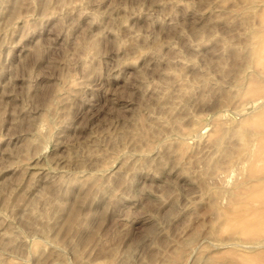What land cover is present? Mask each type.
Here are the masks:
<instances>
[{
  "label": "rangeland",
  "instance_id": "rangeland-1",
  "mask_svg": "<svg viewBox=\"0 0 264 264\" xmlns=\"http://www.w3.org/2000/svg\"><path fill=\"white\" fill-rule=\"evenodd\" d=\"M262 40L264 0H0V264L263 257L218 214L264 174Z\"/></svg>",
  "mask_w": 264,
  "mask_h": 264
},
{
  "label": "bare ground",
  "instance_id": "bare-ground-1",
  "mask_svg": "<svg viewBox=\"0 0 264 264\" xmlns=\"http://www.w3.org/2000/svg\"><path fill=\"white\" fill-rule=\"evenodd\" d=\"M15 1H17V0H15ZM245 1H247L248 2V0H245ZM253 1V0H252ZM249 4H251V3H249ZM47 5V4H46ZM239 13V12H238ZM252 16V15H251ZM246 20V19H245ZM244 21V20H243ZM247 21V20H246ZM247 23V22H246ZM250 26V25H249ZM249 31V30H248ZM259 34V33H258ZM249 35V34H248ZM251 37V36H250ZM262 38V37H261ZM252 42V41H251ZM262 42V44L264 43V40H262L261 41ZM249 44V43H248ZM260 44V43H259ZM260 45V47H259V45H258V50H260V52H262L263 50V48H261V47H263V45ZM85 45H86V43H85ZM89 46H91V44L89 45ZM92 47V46H91ZM94 48V47H93ZM85 49V48H84ZM251 49V48H250ZM85 52V51H84ZM257 50H255V49H252L251 50V53H252V58L254 59V60H258L259 61V55L257 54ZM259 52V53H260ZM262 56L264 57V54H262ZM263 59V58H262ZM262 62L264 63V59L262 60ZM249 64V63H248ZM254 64V63H253ZM255 68H257V67H255ZM245 71V70H244ZM264 72V71H263ZM177 76V75H176ZM239 76V75H238ZM178 77V76H177ZM255 77V76H254ZM256 80V79H255ZM252 83V82H251ZM254 83V82H253ZM243 84V83H242ZM256 84V83H255ZM177 85V84H176ZM221 86V85H220ZM250 86V85H249ZM253 86V85H252ZM257 87V86H256ZM257 89V88H256ZM248 91V90H247ZM257 92H260V91H258V89H257ZM256 90L254 89V87L253 88H250V90H249V93H251L250 94V96H251V99L253 98H256ZM244 93H246V92H244ZM248 94V93H247ZM246 94V95H247ZM257 94H259V93H257ZM261 94V93H260ZM260 94H259V96H260ZM239 95V94H238ZM245 95V94H244ZM253 95V96H252ZM54 96V95H53ZM58 96H60V95H58ZM46 97V96H45ZM242 97H243V95H242ZM54 98H56V97H54ZM61 98V97H60ZM58 99V98H57ZM245 99V98H244ZM250 99V100H251ZM229 100V99H228ZM256 100V99H255ZM55 101V100H54ZM51 102V101H50ZM52 102H53V99H52ZM56 102H57V100H56ZM56 102H54L55 104L54 105H56ZM226 103V102H225ZM256 103V102H255ZM49 104H51V103H49ZM48 105V104H47ZM48 107V106H47ZM50 108H56V106L55 107H50ZM50 108H49V110H50ZM47 109V108H46ZM48 110V109H47ZM46 110V112L45 113H47V112H49V111H47ZM52 110V109H51ZM51 110H50V112H51ZM56 110V109H55ZM54 110V111H55ZM49 112V113H50ZM52 113H53V110H52ZM50 116H51V114H50ZM136 117V116H135ZM253 117H255V116H253ZM252 118V117H251ZM45 120V119H44ZM252 121H253V119H252ZM252 121H249V122H252ZM253 123H254V121H253ZM142 124V123H141ZM246 124V123H245ZM247 125V124H246ZM141 127V126H140ZM161 129V128H160ZM263 129V128H262ZM42 130V129H41ZM134 130H136V129H134ZM169 131H170V129H169ZM247 131V130H246ZM142 132V131H141ZM256 132V131H255ZM254 132V133H255ZM262 132V131H261ZM143 133V132H142ZM144 133H145V131H144ZM257 133H258V131L255 133V134H253L252 133V135L254 136H256L257 135ZM61 134V133H60ZM164 134V133H163ZM259 134V133H258ZM50 135V134H49ZM147 135V134H146ZM182 135V134H181ZM190 135V134H189ZM217 135V134H216ZM260 135V134H259ZM144 137H146V136H144ZM173 137V136H172ZM245 137V136H244ZM251 137V136H250ZM39 138H41V136L39 137ZM48 138H49V136H48ZM47 138V139H48ZM147 138V137H146ZM182 138V137H181ZM245 138H247V137H245ZM256 138V137H255ZM150 139V138H149ZM152 139V138H151ZM157 139V138H156ZM160 139V138H159ZM185 139V138H184ZM189 139V138H188ZM37 140V139H36ZM46 140V139H45ZM219 140V139H218ZM217 140V141H218ZM256 140V139H255ZM41 141H43L44 142V139H41ZM141 141V140H140ZM172 142V141H171ZM245 142H246V140H245ZM40 143V142H39ZM38 143V144H39ZM157 143V142H156ZM163 143V142H162ZM182 142H180V148H182V146L181 145H183V143L181 144ZM254 143V142H253ZM261 143V142H260ZM140 144V143H139ZM142 144H143V142H142ZM153 144V143H152ZM151 144V145H152ZM165 144H166V142H165ZM170 144V143H169ZM246 144V143H245ZM248 144V143H247ZM155 145V144H154ZM36 146V145H35ZM43 146V145H42ZM179 146V145H178ZM184 146V145H183ZM250 146V145H249ZM40 147L41 146H39V149H40ZM150 147V146H149ZM156 147V146H155ZM160 147V146H159ZM38 148V147H37ZM153 148V147H152ZM180 148H178V149H180ZM185 148V147H184ZM251 148V147H250ZM141 149V148H140ZM154 150H155V148H153ZM188 149V148H187ZM30 150V149H29ZM35 150H37V149H35ZM145 150V149H144ZM147 150V149H146ZM150 150L151 151H153L151 148H150ZM149 150V151H150ZM160 150V149H159ZM27 151V150H26ZM181 151H183V150H181ZM187 151V150H186ZM185 152V151H184ZM261 152L263 153L264 152V145H262L261 146ZM134 153V152H133ZM186 154V153H185ZM37 155V154H36ZM95 155V154H94ZM140 155V154H139ZM263 156V155H262ZM33 157V156H32ZM180 158V157H179ZM263 159H264V157H263ZM144 160V159H143ZM29 162V161H28ZM143 162V161H142ZM263 162V161H262ZM261 163V162H260ZM264 163V162H263ZM215 164V163H214ZM264 165V164H263ZM211 167V166H210ZM219 168V167H218ZM262 168H263V166H262ZM264 169V168H263ZM105 170V169H104ZM108 171V170H107ZM262 171V170H261ZM260 171V172H261ZM258 172V171H257ZM259 173V172H258ZM257 173V174H258ZM240 174V173H239ZM238 174V175H239ZM256 173H255V175H257ZM261 174V173H260ZM263 176H261V175H259V176H261L260 178H258V179H255V177L253 178V180H255V181H253V180H251V178H250V176H249V180H247L246 182H242L241 184L238 182H236L237 183V187L239 186V184L242 186V189H241V191H244L243 193L242 192H238L237 190H233L232 191V195H233V197H235V198H233V201H227L228 202V206H226L227 208H223L224 210H221L222 212H219L218 210V214H219V218L220 219H222V221H224V222H222V223H224L225 225H227L228 227H235V226H238V225H240V227L242 226L243 227V229H246L247 231H249L248 229L249 228H253V232H252V234H254V232L256 231V230H258V233H259V231H260V236H261V233H264V207H261L262 205L264 206V174H262ZM254 176V175H253ZM76 178V177H75ZM96 178V177H95ZM111 178V177H110ZM230 178V177H229ZM239 178V177H238ZM73 179V178H72ZM91 179V178H90ZM92 180V179H91ZM95 180V179H94ZM94 180H93V182H94ZM100 180V179H99ZM78 182V181H77ZM80 182V181H79ZM82 182V181H81ZM99 182V181H98ZM97 182V183H98ZM90 183V182H89ZM72 184V183H71ZM94 184V183H93ZM120 184V183H119ZM126 184V183H125ZM91 185V184H90ZM95 185H96V182H95ZM95 185L93 186V187H95ZM99 185V184H98ZM101 186H98V187H101L100 188V191L101 190H103V185L102 184H100ZM121 185V184H120ZM69 186V185H68ZM71 186V185H70ZM74 186V185H73ZM78 186V185H77ZM97 186V185H96ZM125 186V185H124ZM97 187V188H98ZM106 187V186H105ZM104 187V188H105ZM235 188H237L236 187V184H235V186H234ZM108 189H109V187H107ZM238 188H241L240 186L238 187ZM72 189V188H71ZM96 189V188H95ZM108 189H106V190H108ZM220 189V188H219ZM110 190H112V189H110ZM214 190H216V189H214ZM231 190V189H230ZM251 190V193H249V191ZM48 191V190H47ZM91 191V190H90ZM89 191V192H90ZM109 191V190H108ZM218 191V190H217ZM225 191V190H224ZM240 191V190H239ZM97 192V191H96ZM102 192V191H101ZM107 192V191H106ZM248 192V196L247 197H249L248 199L250 200V202H249V204H248V202H247V204L248 205H250V207H248L247 205H243V204H246V202L245 201H243V202H245V203H241L242 202V200H241V198H242V195H244L245 193H247ZM212 193V192H211ZM64 194V193H63ZM116 194V193H115ZM221 194H222V192H221ZM231 194H230V196H231ZM62 195V194H61ZM87 195H88V193H87ZM101 195V194H100ZM103 195H105V194H103ZM111 195V194H110ZM216 194H214V196H215ZM229 195V194H228ZM53 197V196H52ZM59 197H61V196H59ZM213 197V196H212ZM228 197V196H227ZM240 197V198H239ZM246 197V198H247ZM88 198V197H87ZM91 198V197H90ZM64 199V198H63ZM95 199V198H94ZM244 199V198H243ZM263 199V203H262V205L261 206H259V208L257 209V205H253V202L255 201V200H258L259 201V203H260V200H262ZM33 200V199H32ZM116 200V199H115ZM228 200V199H227ZM231 200V199H230ZM41 201V200H40ZM81 201V200H80ZM117 201V200H116ZM59 202V201H58ZM61 202V201H60ZM215 202V201H214ZM226 202V203H227ZM66 203V202H65ZM255 203V202H254ZM111 204V203H110ZM256 204H258V202L256 203ZM28 205H29V202H28ZM57 205V204H56ZM61 205H64V202H62V204ZM68 205V204H67ZM72 205V204H71ZM259 205V204H258ZM55 206V205H54ZM65 206V205H64ZM254 206V207H253ZM257 206V207H256ZM255 207H256V209H255ZM47 209V208H46ZM76 209V208H75ZM212 209V208H211ZM222 209V208H221ZM64 210V209H63ZM81 210V209H80ZM213 210V209H212ZM47 211V210H46ZM55 211H56V209H55ZM60 211H61V209H60ZM224 211V212H223ZM75 211H73V213H74ZM31 213H32V211H31ZM34 213V212H33ZM47 214H46V216H48V214H49V210L46 212ZM214 213H216V211L214 210ZM221 213V214H220ZM45 214V213H44ZM61 215V214H60ZM40 216V215H39ZM44 216V215H43ZM54 216H55V214H54ZM24 217V216H23ZM45 217V216H44ZM72 217V216H71ZM87 217V216H86ZM218 217V216H217ZM48 218V217H47ZM46 217L43 219V220H45V219H47ZM51 218V217H50ZM27 219V218H26ZM76 218H74V220H75ZM218 219V218H217ZM58 220V219H57ZM56 221V220H55ZM67 221H70V218H69V220H67ZM218 221V220H217ZM75 222V221H74ZM73 222V225H71L72 224V222H68L67 224H65V225H67L66 226V229L67 230H70V231H72L73 230V228H72V226L75 228V226H74V223ZM86 224V223H85ZM217 223H215V225H216ZM218 224H220V223H218ZM245 226H243V225ZM46 225V224H45ZM45 225H43V226H45ZM47 225H49V223H47ZM81 225V224H80ZM42 226V227H43ZM52 226V225H51ZM50 226V227H51ZM77 226V225H76ZM38 227V226H37ZM63 227V226H62ZM220 227V226H219ZM226 227V226H225ZM224 227V225H223V228H225ZM240 227H239V229H240ZM241 227V228H242ZM52 228V227H51ZM50 228V229H51ZM65 228V227H64ZM63 228V229H64ZM238 228V227H237ZM256 230H255V229ZM44 229H45V231L47 230V228H45L44 227ZM48 229H49V226H48ZM222 229V228H221ZM241 230V232L242 231H244V230ZM260 229H262V230H260ZM39 230V229H38ZM235 230V228L233 229V231ZM245 230V231H246ZM37 231V230H36ZM44 231V230H43ZM234 232H236V231H234ZM240 232V231H239ZM20 233V232H19ZM47 233V232H46ZM153 233V232H152ZM217 233V232H216ZM244 233V232H243ZM257 233V232H256ZM258 233L257 234H254V235H258ZM40 234V233H39ZM68 234H69V232H68ZM231 234H233L232 233V231H231ZM246 234V233H245ZM250 234V233H249ZM5 235V234H4ZM217 235V234H216ZM235 234H233V236H234ZM257 236L258 238L260 237V236ZM42 236V235H41ZM88 236V235H87ZM232 236V238H234V240H235V236L233 237ZM243 235H242V233H240L239 234V236L238 237H242ZM244 236H246V235H244ZM262 236H264V235H262ZM9 237V236H8ZM49 237V236H48ZM67 237V236H66ZM90 237V236H89ZM238 237H237V235H236V238L238 239ZM252 237H254L253 235H252ZM4 238V237H3ZM61 238V237H60ZM85 238V237H84ZM245 238V237H244ZM264 238V237H263ZM47 239V238H46ZM52 239V238H51ZM57 239V238H56ZM65 239V238H64ZM195 239V238H194ZM262 239V238H261ZM53 240V239H52ZM59 240V239H58ZM79 240V239H78ZM88 240V239H87ZM192 240V239H191ZM196 240V239H195ZM230 240V239H229ZM233 240V241H234ZM239 240V239H238ZM263 240V243H264V239H262ZM54 242H55V239L53 240ZM190 241V240H189ZM232 241V240H231ZM232 241V242H233ZM261 241V240H260ZM53 242V243H54ZM58 242V241H57ZM56 242V243H57ZM229 241H227V242H224L223 244L224 245H227L226 243H228ZM232 242H230V243H232ZM234 242H237V240H235ZM259 242V241H258ZM55 243V244H56ZM59 243H60V241H59ZM65 243V242H64ZM70 243H72L71 242V239H70ZM69 243V244H70ZM189 243V246L192 244V242L190 241V242H188ZM260 243H262V241L260 242ZM261 244L262 246L264 245V244ZM9 244V243H8ZM50 244V243H49ZM61 244V243H60ZM187 244V243H186ZM222 244V245H223ZM234 244V243H233ZM238 244V243H237ZM237 244H235V246H236V248H237ZM254 245L255 244H257V245H259V243H253ZM4 245V244H3ZM2 245V246H3ZM52 245V244H51ZM54 245V244H53ZM59 245V244H58ZM184 245V244H183ZM194 245V244H193ZM198 245V244H197ZM228 245H229V243H228ZM227 245V246H228ZM232 245V244H231ZM245 245H248V247L247 246H244V245H242L243 247H246L245 249L247 250V252H248V249L247 248H250L251 249V245L249 246V244H246L245 243ZM34 246V245H33ZM48 246V245H47ZM60 246V245H59ZM182 246V245H181ZM233 246V245H232ZM235 246H233V247H229V248H231V249H233ZM240 246V245H239ZM238 246V247H239ZM241 246V247H242ZM262 246L260 247L261 249H263V251H264V248H262ZM7 247V246H6ZM78 247V246H77ZM253 247V246H252ZM257 247V246H256ZM255 247V248H256ZM264 247V246H263ZM35 249H36V247H34ZM51 248V247H50ZM75 248V247H74ZM81 248V247H80ZM100 248V247H99ZM227 248V247H226ZM226 248H224V249H226ZM228 248V249H229ZM255 248H254V251H258V249L257 250H255ZM33 249V248H32ZM34 249V250H35ZM38 249H39V246H38ZM56 249V248H55ZM33 250V251H34ZM75 250V249H74ZM100 250V249H99ZM182 250V249H181ZM185 250V249H184ZM243 250V249H242ZM245 250V251H246ZM102 248H101V253H102ZM115 251V250H114ZM113 251V252H114ZM225 251H229V250H225ZM232 251V250H231ZM251 251V250H250ZM74 252V251H73ZM76 252H78V251H76ZM75 252V255L77 254ZM104 252V251H103ZM107 252V251H106ZM113 252H110L109 251V253H113ZM181 252V251H180ZM194 252V251H193ZM216 252V251H215ZM223 252V251H222ZM236 252V251H235ZM239 252V251H238ZM253 252V251H252ZM260 252L262 253V251L260 250V251H258L257 252V254H260ZM156 253V252H155ZM175 253V252H174ZM178 253V252H177ZM176 253V254H177ZM221 253V252H220ZM225 253V252H224ZM32 254H34L33 252H32ZM103 254V253H102ZM173 254V253H172ZM205 254V253H204ZM215 254V253H214ZM242 254H243V252L241 253V255H240V253H239V255L240 256H242ZM248 254V253H247ZM250 254V253H249ZM252 254V257L256 254V252L254 253V255H253V253H251ZM78 255V254H77ZM114 255V254H113ZM178 255V254H177ZM180 255V254H179ZM233 255H234V253H233ZM238 255V254H237ZM262 255H263V257H259L258 258V256L257 255H255V257H253V258H256L257 257V260L258 259H260V258H264V253H262ZM262 255H260V256H262ZM43 256V255H42ZM47 256V255H46ZM182 256V255H181ZM188 256V255H187ZM218 256V255H217ZM224 256V255H223ZM222 256V257H223ZM244 256V255H243ZM245 256H246V252H245ZM249 256V255H248ZM112 257V256H111ZM115 257V256H114ZM208 257V256H207ZM228 257V256H227ZM251 257V256H250ZM176 258H178V256L176 257ZM232 258H233V256H232ZM237 258V257H236ZM240 258V257H239ZM242 258H245V257H242ZM246 258L248 259L249 257H247L246 256ZM252 258V259H253ZM107 259V258H106ZM124 259V258H123ZM154 259H157V258H154ZM172 259V258H171ZM182 259V258H181ZM218 259V258H217ZM238 259V258H237ZM236 259V260H237ZM251 258L249 259L250 260V264L252 263V264H256V259L254 260L255 262L253 263V260H252ZM152 260V259H151ZM234 260V259H233ZM249 260H245V264H246V261H248L249 262ZM263 259H261V261H262ZM62 261V260H61ZM179 261V260H178ZM232 261V260H231ZM243 261V260H242ZM82 262V261H81ZM107 262V261H106ZM124 262V261H123ZM213 262V261H212ZM211 262V263H212ZM225 262V261H224ZM235 262V261H234ZM258 262V261H257ZM42 263V262H41ZM113 262H111L110 264H112ZM208 263V262H207ZM215 263V262H214ZM213 263V264H214ZM227 263V262H226ZM237 263L239 264V262L237 261ZM243 263V262H242ZM82 264H84V263H82ZM104 264H108V263H104ZM125 264V263H124ZM171 264V263H170ZM264 264V263H263Z\"/></svg>",
  "mask_w": 264,
  "mask_h": 264
}]
</instances>
